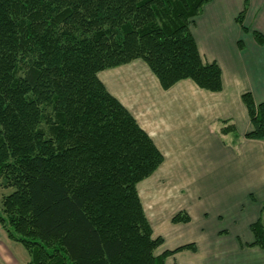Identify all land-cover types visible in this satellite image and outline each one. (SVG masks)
<instances>
[{"label":"trees","instance_id":"16d2710c","mask_svg":"<svg viewBox=\"0 0 264 264\" xmlns=\"http://www.w3.org/2000/svg\"><path fill=\"white\" fill-rule=\"evenodd\" d=\"M211 1L0 0V178L14 189L0 225L28 264H166L195 250L157 255L164 241L138 186L164 156L98 75L142 60L165 91L191 80L221 92V68L203 61L192 33ZM245 11L237 23L248 32ZM242 100L246 138L264 140V103ZM251 233L248 247L264 250L260 220Z\"/></svg>","mask_w":264,"mask_h":264},{"label":"crops","instance_id":"0c3cea01","mask_svg":"<svg viewBox=\"0 0 264 264\" xmlns=\"http://www.w3.org/2000/svg\"><path fill=\"white\" fill-rule=\"evenodd\" d=\"M245 2L212 0L192 26L203 61L221 68V92L191 80L165 91L142 60L98 75L164 156L138 186L154 237L164 241L157 255L195 246L166 264H264V250L248 247L251 226L264 225V140L246 138L253 128L242 100L250 93L257 105L264 103V47L252 35H264V0H249L246 11ZM243 11L248 32L237 23ZM191 189L193 200L183 196L187 202L175 209L156 210ZM177 212L191 222L174 224Z\"/></svg>","mask_w":264,"mask_h":264},{"label":"rangeland","instance_id":"374dc122","mask_svg":"<svg viewBox=\"0 0 264 264\" xmlns=\"http://www.w3.org/2000/svg\"><path fill=\"white\" fill-rule=\"evenodd\" d=\"M145 182L147 181H144V183ZM158 189V195H163L164 192H162L160 186ZM12 193H14V189L6 187L5 181L0 178V214H2L3 199L10 196ZM194 193L195 190L191 189L188 192L182 194V197L180 199L175 198L171 201L165 200L163 202L164 205H161V203H159V205L156 206V210L158 212L160 211L161 213H164L169 210L167 208L173 207L175 209L178 205H181L182 202H187V200L183 199V196H188L189 198H191V200H193ZM156 198L157 197H155L154 199ZM157 201H162V198L159 197ZM176 214H178V212ZM29 262L30 256L25 248L21 244L10 240L6 231L0 225V264H28Z\"/></svg>","mask_w":264,"mask_h":264}]
</instances>
